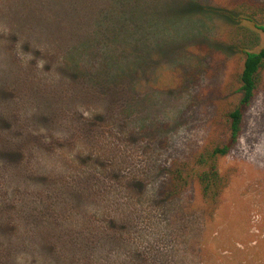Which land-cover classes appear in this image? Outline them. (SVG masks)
I'll return each mask as SVG.
<instances>
[{
	"label": "rangeland",
	"instance_id": "374dc122",
	"mask_svg": "<svg viewBox=\"0 0 264 264\" xmlns=\"http://www.w3.org/2000/svg\"><path fill=\"white\" fill-rule=\"evenodd\" d=\"M220 1L0 0V264H264V69L215 211L169 188L243 61Z\"/></svg>",
	"mask_w": 264,
	"mask_h": 264
},
{
	"label": "trees",
	"instance_id": "16d2710c",
	"mask_svg": "<svg viewBox=\"0 0 264 264\" xmlns=\"http://www.w3.org/2000/svg\"><path fill=\"white\" fill-rule=\"evenodd\" d=\"M219 6L230 23L224 31L223 42L241 51L243 61L221 87L222 96L216 104L204 147L190 159L173 163L169 185L174 190L180 182L195 181L210 213L217 208L229 181L228 175L220 171L218 159L228 154L242 135L245 115L257 93L264 69V2L221 0Z\"/></svg>",
	"mask_w": 264,
	"mask_h": 264
}]
</instances>
